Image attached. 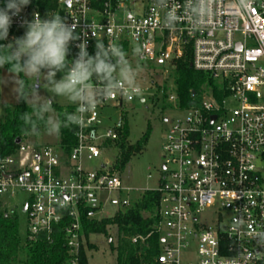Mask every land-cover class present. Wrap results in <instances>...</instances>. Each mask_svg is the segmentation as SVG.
Segmentation results:
<instances>
[{
  "label": "built area",
  "instance_id": "1",
  "mask_svg": "<svg viewBox=\"0 0 264 264\" xmlns=\"http://www.w3.org/2000/svg\"><path fill=\"white\" fill-rule=\"evenodd\" d=\"M53 1L54 9L43 10L44 0H30L11 27L23 35L34 13H59L78 24L80 39L70 44L74 58L84 41L90 54L96 39L113 40L128 49L130 59L139 45L140 65L160 68L171 79L167 101L176 118H165L162 165L151 188L125 184L106 157L95 170L85 166L86 157L109 154L121 137V119L105 128L101 112L122 108L135 95L115 96L88 113L69 151L60 142L23 144L4 157L0 196L27 195L25 242L53 243L60 233L68 264H78L81 250L87 252L85 223L113 218L156 190L160 242L150 264H228L232 258L264 264V247L255 236L264 235V0H216L215 15L196 31L188 24L191 13L180 17L175 30L163 27L164 10L154 0ZM180 3L173 0L174 7ZM184 58L212 82L203 86L199 104L187 107L180 104L174 77Z\"/></svg>",
  "mask_w": 264,
  "mask_h": 264
},
{
  "label": "clouds",
  "instance_id": "2",
  "mask_svg": "<svg viewBox=\"0 0 264 264\" xmlns=\"http://www.w3.org/2000/svg\"><path fill=\"white\" fill-rule=\"evenodd\" d=\"M29 3L30 0H5V6L0 7V40L8 38L13 17ZM215 3L216 0H183L179 7H174L173 0H154V7L164 10L161 23L169 30H175L182 15L191 13L188 24L196 31L207 25L210 13L211 17L215 15ZM24 24L26 30L22 36L0 45V68L9 66L8 71L16 77L17 99L31 108L20 117L25 134L39 136L42 127L43 134L58 137L62 129L84 127L86 115L115 96L130 98L135 95L144 99L139 82L144 70L139 60L144 52L139 45L133 47V59H130L122 45L113 40L105 44L103 39H96L94 55L89 54L84 41L76 45L79 51L70 60V44L80 39L76 22L69 24L59 13L47 12L43 18L34 13L33 19ZM58 73H62L59 79ZM41 86L52 97H61L74 104L75 111L64 112L62 117L56 114L52 98L40 94ZM255 236L259 237L258 244L264 247V235L256 233ZM228 264H238V261L232 258Z\"/></svg>",
  "mask_w": 264,
  "mask_h": 264
},
{
  "label": "trees",
  "instance_id": "3",
  "mask_svg": "<svg viewBox=\"0 0 264 264\" xmlns=\"http://www.w3.org/2000/svg\"><path fill=\"white\" fill-rule=\"evenodd\" d=\"M44 2H46L45 6H41L43 10L56 7L53 0H44ZM4 6L5 0H0V7ZM19 36H22L21 32L11 27L8 38L0 40V45H6ZM95 44L90 54L94 55ZM74 56L75 50L70 46L69 59L72 60ZM190 63L189 58L180 60L174 72L179 101L183 107L199 104V94L203 86L212 84L205 74L196 71ZM8 67L5 65L3 68L8 70ZM159 88L158 85L157 89ZM165 97H167L166 93ZM53 107L62 117L64 112L75 111L76 106L74 104L67 106L54 104ZM25 111H31V108L23 100H20L17 105H5L0 111V162L4 157L15 153L30 135L23 131L24 125L20 119ZM41 130H43L42 127ZM76 132L77 127L73 126L62 129L59 135L60 143L67 151L76 144ZM150 134L151 132L147 130L135 144H129L127 141L129 124L125 120L121 129V137L116 143L119 146L116 169L125 168L133 155L144 148ZM17 139L21 142L18 143ZM35 146L38 148L40 145ZM159 199L158 191H147L133 206L119 212L115 217L85 223L87 237L91 233H107L108 225H116L117 244L114 250L117 253V264H150L159 252L160 241L156 231L159 221ZM138 235L147 238L145 241L133 242L132 239ZM90 247L93 246L90 245ZM67 259V249L63 246L60 233L55 235L53 243H49L46 238L23 242L19 235L17 217L0 207V264H68ZM78 264H89L85 249L81 250Z\"/></svg>",
  "mask_w": 264,
  "mask_h": 264
},
{
  "label": "rangeland",
  "instance_id": "4",
  "mask_svg": "<svg viewBox=\"0 0 264 264\" xmlns=\"http://www.w3.org/2000/svg\"><path fill=\"white\" fill-rule=\"evenodd\" d=\"M142 67L144 70L140 75L139 82L143 88L145 101L143 102L137 98L132 102H126L122 108L107 107L101 112V116L102 126L105 128L114 125L120 119L124 125L125 120H127L129 124L127 141L129 144H135L147 130L151 132L148 142L141 151L133 155L123 170L116 169L119 154V146L117 144L113 145L114 147L110 149L109 154L103 155L98 159L86 157L85 166L95 170L106 157L109 161H112L115 170L121 173L125 184L145 189L155 187L158 183L159 168L162 165V141L168 126L165 118L173 120L176 118V114L169 106L167 97H165V93L167 96L171 79H166L162 75L160 68L152 67L147 69L144 66ZM61 75L62 73H58L57 79ZM15 79L14 74L4 68H0V111L5 105H17L20 102L14 91L16 87ZM28 83H31V81H28ZM158 85L160 86L159 89H157ZM39 91L42 96L52 98L53 105H71L64 98L52 97V94L47 92L42 86ZM41 132L42 134L39 136L29 135L22 142V145H58L60 142L59 136H48L43 134V130ZM26 198L27 195L23 192H18L14 198L0 196L1 209L17 217L19 235L23 242H25L27 237L26 214L22 208ZM112 212V209L107 210V214ZM88 238L87 257L89 264H117V253L114 250L117 244L116 225H108L107 233H92ZM90 245L93 247H90Z\"/></svg>",
  "mask_w": 264,
  "mask_h": 264
},
{
  "label": "water",
  "instance_id": "5",
  "mask_svg": "<svg viewBox=\"0 0 264 264\" xmlns=\"http://www.w3.org/2000/svg\"><path fill=\"white\" fill-rule=\"evenodd\" d=\"M144 102V99L142 100ZM215 119V117H213V120ZM17 142L20 143L21 140L20 139H17Z\"/></svg>",
  "mask_w": 264,
  "mask_h": 264
}]
</instances>
